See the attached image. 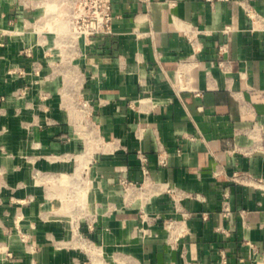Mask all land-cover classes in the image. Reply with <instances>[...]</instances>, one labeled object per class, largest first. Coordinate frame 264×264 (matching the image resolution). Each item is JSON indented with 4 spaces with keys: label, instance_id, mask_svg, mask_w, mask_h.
I'll return each instance as SVG.
<instances>
[{
    "label": "crops",
    "instance_id": "obj_1",
    "mask_svg": "<svg viewBox=\"0 0 264 264\" xmlns=\"http://www.w3.org/2000/svg\"><path fill=\"white\" fill-rule=\"evenodd\" d=\"M112 4L0 0V264H263L264 0Z\"/></svg>",
    "mask_w": 264,
    "mask_h": 264
},
{
    "label": "built area",
    "instance_id": "obj_2",
    "mask_svg": "<svg viewBox=\"0 0 264 264\" xmlns=\"http://www.w3.org/2000/svg\"><path fill=\"white\" fill-rule=\"evenodd\" d=\"M70 18L74 29V36L79 38L84 36L87 41H91L97 34L110 33L113 30L114 9L112 0H73L70 11ZM230 27L226 26L225 31ZM227 44L220 45V53L227 51ZM200 94L199 91H197ZM232 180L244 183L251 179L262 182V178H256L253 174L247 171L235 170L232 173ZM125 184L130 181L123 180ZM25 237V235H23ZM7 258L14 256L9 249H4ZM182 264H203L200 261L185 260ZM220 264H224L220 263ZM252 264H261L259 262ZM264 264V263H263Z\"/></svg>",
    "mask_w": 264,
    "mask_h": 264
},
{
    "label": "rangeland",
    "instance_id": "obj_3",
    "mask_svg": "<svg viewBox=\"0 0 264 264\" xmlns=\"http://www.w3.org/2000/svg\"><path fill=\"white\" fill-rule=\"evenodd\" d=\"M45 1L47 2V5H48L47 10H50L49 6H51V9L53 10L51 14H48L49 15L48 19L50 21H53L56 24L59 23L61 26V29H63L62 28L63 25H66L65 29L63 30V33L61 34V39L62 41L65 42L64 44L62 43L63 47L66 49L65 53L66 52L69 53L71 50L68 49V47L71 46L75 42V36L73 32L74 29H73L71 18H70V11L72 8L73 0H45ZM74 99H77V98H74Z\"/></svg>",
    "mask_w": 264,
    "mask_h": 264
},
{
    "label": "bare ground",
    "instance_id": "obj_4",
    "mask_svg": "<svg viewBox=\"0 0 264 264\" xmlns=\"http://www.w3.org/2000/svg\"><path fill=\"white\" fill-rule=\"evenodd\" d=\"M49 9L52 10V9H51V6H50ZM50 10H47V11H48V14H51V13L53 12V10H52V11H50ZM62 25H63V24H62ZM63 26H64V27H63ZM63 26H62L63 29H61V31H63V30L65 29V26H66V25H63ZM83 105H84V103H83Z\"/></svg>",
    "mask_w": 264,
    "mask_h": 264
}]
</instances>
